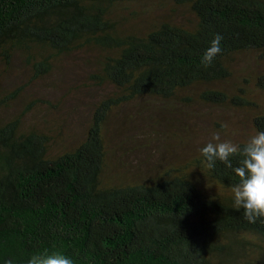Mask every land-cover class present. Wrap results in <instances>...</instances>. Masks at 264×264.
<instances>
[{"label":"trees","instance_id":"1","mask_svg":"<svg viewBox=\"0 0 264 264\" xmlns=\"http://www.w3.org/2000/svg\"><path fill=\"white\" fill-rule=\"evenodd\" d=\"M147 1L157 0H0V57L20 49L34 59L40 48V75L49 57L94 45L106 54L92 79L120 90L98 104L85 140L62 154L50 153L48 135L21 132L26 111L0 123V264H27L45 249L74 264H264V220L249 223L234 208L230 189L238 178L223 163L210 170L203 156L197 161L230 191L225 195L210 193L184 170L136 184L103 179L110 167L105 125L115 108L225 81L233 55L264 52V0H172L190 8L194 27L165 21L145 35L121 33L114 9ZM216 34L222 53L204 67L201 58ZM256 86L264 91V73ZM238 91L230 99L207 89L201 99L257 107ZM18 94L0 97V111ZM253 124L264 131V109ZM239 159L232 158L233 167Z\"/></svg>","mask_w":264,"mask_h":264},{"label":"rangeland","instance_id":"2","mask_svg":"<svg viewBox=\"0 0 264 264\" xmlns=\"http://www.w3.org/2000/svg\"><path fill=\"white\" fill-rule=\"evenodd\" d=\"M114 13L118 30L126 34L145 35L165 21L185 27L198 22L189 7L172 0L120 5ZM42 53L37 48L31 59L18 49L10 58L0 57V97L19 90L13 103L0 111V123L26 111L21 132L35 130L48 135L52 139L50 153L58 155L85 140L98 104L120 90L92 79L106 54L97 46L86 45L49 57V70L36 75L35 63L42 60ZM228 66L231 76L225 81L180 90L170 100L142 97L115 108L105 125L110 167L104 181L143 183L176 169L192 174L210 193H230L210 179L197 161L200 149L214 132L237 144H244L257 132L253 121L264 109V91L256 84L264 73V52L236 53ZM207 89L224 91L230 99L240 96L238 90L243 89V98L257 107H238L230 102L214 105L201 99ZM225 124L227 128H222Z\"/></svg>","mask_w":264,"mask_h":264},{"label":"clouds","instance_id":"3","mask_svg":"<svg viewBox=\"0 0 264 264\" xmlns=\"http://www.w3.org/2000/svg\"><path fill=\"white\" fill-rule=\"evenodd\" d=\"M223 37L216 34L210 46L205 50L201 63L210 67L214 59L222 53ZM227 128V125H222ZM205 166L214 169L217 161L231 169L238 182L231 186L234 208L243 209V216L249 223L264 220V131H258L244 144L232 140H222L219 132H214L211 139L200 149ZM239 157L238 166L233 167L232 158ZM5 264H13L7 259ZM27 264H74V260L62 252L44 250L31 255Z\"/></svg>","mask_w":264,"mask_h":264}]
</instances>
